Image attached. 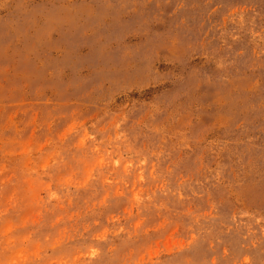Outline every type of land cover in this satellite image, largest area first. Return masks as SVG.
<instances>
[{
    "label": "rangeland",
    "instance_id": "obj_1",
    "mask_svg": "<svg viewBox=\"0 0 264 264\" xmlns=\"http://www.w3.org/2000/svg\"><path fill=\"white\" fill-rule=\"evenodd\" d=\"M0 264H264V0H0Z\"/></svg>",
    "mask_w": 264,
    "mask_h": 264
}]
</instances>
